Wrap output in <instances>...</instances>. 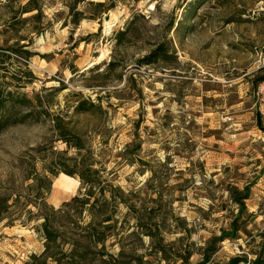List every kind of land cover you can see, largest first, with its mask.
Wrapping results in <instances>:
<instances>
[{
  "label": "rangeland",
  "instance_id": "rangeland-1",
  "mask_svg": "<svg viewBox=\"0 0 264 264\" xmlns=\"http://www.w3.org/2000/svg\"><path fill=\"white\" fill-rule=\"evenodd\" d=\"M26 2L0 0V93L34 106L25 118L29 109L16 105L0 130V199L9 206L0 205V264H23L44 250L37 187L51 183L46 207L77 194L76 179L47 169L75 155L58 139L64 129L81 138L96 168L141 202L155 239L136 242L130 229L124 246H143L135 253L165 264L151 249L160 237V246L170 247L166 264H177L172 254L186 246L195 264L206 243L229 230L237 214L232 190L248 187L239 231L212 257L218 264L254 259L264 234V68L254 52L264 58V0H40L43 18L23 23L18 11ZM70 8L80 13L77 25ZM20 37L29 41L26 65L8 49ZM158 45L167 59L139 65ZM86 100L95 108L77 111ZM124 215L118 227L132 226ZM50 221L75 229L89 217L66 221L59 213ZM106 248L119 251L113 240ZM123 261L131 263V255Z\"/></svg>",
  "mask_w": 264,
  "mask_h": 264
},
{
  "label": "trees",
  "instance_id": "trees-1",
  "mask_svg": "<svg viewBox=\"0 0 264 264\" xmlns=\"http://www.w3.org/2000/svg\"><path fill=\"white\" fill-rule=\"evenodd\" d=\"M40 0H27L26 4L20 7L18 18L20 22L38 21L43 18L42 9L39 6ZM104 6L103 3L95 4V7L100 9ZM70 8V16L73 25H77L80 21V13L74 12ZM24 14H33L30 18L21 19ZM37 31V30H36ZM18 43L11 48H8L13 54L19 55L25 65L29 61L31 53L25 50L29 46V41L20 37ZM20 42L22 44L20 45ZM168 57V52L164 45H158L147 56L138 61L139 65L153 66L160 61H165ZM8 57H4V61ZM3 61V63H4ZM2 63V64H3ZM16 105L26 107L32 115L34 109L33 102L25 97L12 95L6 92V95L0 93V130L8 124L11 117L17 113ZM95 108L93 102L86 100L79 102L75 109L77 111H90ZM21 114V112H20ZM138 123H136V128ZM59 141L65 144L67 150L74 149L75 155L70 158H63L50 162L48 173L51 176L64 175L68 178L76 179L79 182L77 194L68 202L62 203L58 208L46 207L43 202L44 194H49L51 191V183L48 181L44 186L37 187L35 193L34 206L40 212L42 223L39 228L43 237L44 250L40 255L31 254L28 260L23 264H152V261L147 258L150 254H136L137 248L143 246H124V237L126 230L132 229L129 237L135 236L136 242H142V239L147 237L155 239L151 228H146L144 225L145 211L138 199L133 197L130 192H125L114 184L113 177L105 176L106 172L96 168V162L91 157L89 150L84 148V144L80 137L72 135L66 129L60 132ZM54 152V151H53ZM67 152V151H66ZM54 152L55 156H60L64 153ZM109 178V179H108ZM249 188L244 187L241 191L232 190V201L237 206V214L230 224L228 231H223L219 237L210 239L201 249V260L195 264H218L213 260V255L217 252V245L225 239H233L239 231L237 225L241 216L246 211L245 200L248 199ZM42 200V201H40ZM7 199H0V205H3V211L9 208ZM40 201V202H38ZM121 210L125 211L124 218H131L134 224L129 226L122 225L118 227L117 221ZM48 212L45 213V212ZM151 212V211H150ZM61 214L66 221L73 216L77 218L89 217V222L83 226H77L75 229L54 228L51 225L50 216ZM152 213V212H151ZM0 214V219H1ZM79 230V232H78ZM72 234V236H71ZM260 236V250L254 256V259L248 260L247 257L235 256L230 258L225 264H264V234ZM156 240L158 246H152L151 249L158 261H169L168 246H160L163 242L160 237ZM114 241L119 251L117 254L110 253L106 250V243ZM153 241V240H152ZM66 247L70 250L64 251ZM150 253V252H147ZM132 257V261L127 262L123 259ZM159 255V256H158ZM173 260H177V264H190L191 252L189 246L179 248L175 254H172ZM92 256V258H90ZM91 259V262L90 260Z\"/></svg>",
  "mask_w": 264,
  "mask_h": 264
},
{
  "label": "bare ground",
  "instance_id": "bare-ground-1",
  "mask_svg": "<svg viewBox=\"0 0 264 264\" xmlns=\"http://www.w3.org/2000/svg\"><path fill=\"white\" fill-rule=\"evenodd\" d=\"M108 18H109L108 20H104V26H105V30L106 31H108L109 29H111L112 24L114 23V21L116 19V15L115 14H112ZM53 196L56 197V198L60 197V195H58L57 189H56V192L53 193Z\"/></svg>",
  "mask_w": 264,
  "mask_h": 264
},
{
  "label": "built area",
  "instance_id": "built-area-1",
  "mask_svg": "<svg viewBox=\"0 0 264 264\" xmlns=\"http://www.w3.org/2000/svg\"><path fill=\"white\" fill-rule=\"evenodd\" d=\"M255 55L259 58L262 67L264 68V58H262V54L258 52L256 49L254 50ZM259 93L264 96V80L261 82V84L258 87Z\"/></svg>",
  "mask_w": 264,
  "mask_h": 264
},
{
  "label": "water",
  "instance_id": "water-1",
  "mask_svg": "<svg viewBox=\"0 0 264 264\" xmlns=\"http://www.w3.org/2000/svg\"><path fill=\"white\" fill-rule=\"evenodd\" d=\"M109 18L106 16L105 18H104V20H108Z\"/></svg>",
  "mask_w": 264,
  "mask_h": 264
},
{
  "label": "crops",
  "instance_id": "crops-1",
  "mask_svg": "<svg viewBox=\"0 0 264 264\" xmlns=\"http://www.w3.org/2000/svg\"><path fill=\"white\" fill-rule=\"evenodd\" d=\"M71 179H72V178H71ZM63 203H64V202H63ZM61 204H62V203H61ZM61 204H60V205H61Z\"/></svg>",
  "mask_w": 264,
  "mask_h": 264
}]
</instances>
